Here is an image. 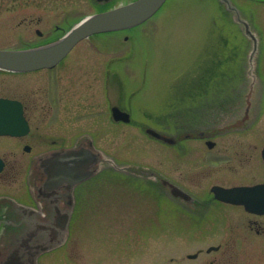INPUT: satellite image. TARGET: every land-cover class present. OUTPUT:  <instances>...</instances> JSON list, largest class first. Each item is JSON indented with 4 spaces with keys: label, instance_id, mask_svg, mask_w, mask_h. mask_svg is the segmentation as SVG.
I'll return each mask as SVG.
<instances>
[{
    "label": "rangeland",
    "instance_id": "rangeland-1",
    "mask_svg": "<svg viewBox=\"0 0 264 264\" xmlns=\"http://www.w3.org/2000/svg\"><path fill=\"white\" fill-rule=\"evenodd\" d=\"M128 1L0 0V48L47 43L100 7ZM231 1L255 48L221 0H167L137 27L80 41L53 69L0 70V94L31 90L33 105L46 114L43 129L59 141L54 147H69L80 136L102 154L97 173L75 187L71 239L45 264H73L74 252L78 264H197L201 255L186 254L217 244L226 249L208 257L264 264L261 244H251L255 216L212 202L219 205L209 216L220 222L215 231L210 221L202 231L204 221L184 213V200L155 192L152 174L183 190L184 178L193 181L197 187L185 184L201 200L211 196V185L264 179V0ZM112 106L128 112L130 122L114 121ZM200 133L214 145H205Z\"/></svg>",
    "mask_w": 264,
    "mask_h": 264
},
{
    "label": "flooded vegetation",
    "instance_id": "flooded-vegetation-1",
    "mask_svg": "<svg viewBox=\"0 0 264 264\" xmlns=\"http://www.w3.org/2000/svg\"><path fill=\"white\" fill-rule=\"evenodd\" d=\"M64 59L52 68L30 72L53 69L62 63ZM27 73L29 72L19 74ZM0 99L12 102L5 107L9 112L7 115H3L2 118L6 120L0 122L7 125L12 132L0 133V264H45L46 261L54 262L55 259H51L49 255L52 254L53 257L57 258L58 253L62 251V248H60L63 246L61 234L59 231L57 232L58 229L50 233L43 231V229L48 224L59 223L63 218L62 212L65 211L68 213V217L66 216L67 224H73L77 213L75 187L72 191H65L61 188L56 195H50L49 197L40 195L38 186L43 182L45 175L37 167L38 160L52 150L79 146L91 147L92 144L91 141H84L79 136L75 138L69 147H54V144L59 141L54 136H49L43 129L44 124L42 122L46 121L44 120L46 114L40 109L42 108L41 105L38 106L35 103L33 105L36 100L32 99L31 90L24 92V94L5 92L0 94ZM13 103L16 106H13ZM16 111L18 112L17 116L22 121L14 123L12 118L13 113L16 115ZM36 122L41 123L42 126H36ZM198 137L204 140L205 145L208 146L210 140L205 139L203 133H200ZM46 145L48 146L46 147ZM127 170L130 173L129 176L134 178L133 175H136V173H133L130 169ZM152 174L156 175L157 179L154 181L157 184L155 185L157 187L155 192L165 196V198H171V182L162 178L155 171ZM139 181L144 182L142 179H139ZM185 182L197 187L196 183L184 178V213L191 215L200 222L204 221L201 224L202 231L205 228L203 225L208 224L209 221L211 222L209 225L215 231L216 224L220 220H218V217H210L209 215L213 213L214 206L219 204L210 203L221 201L214 198L210 188L208 191L211 196H207L204 200L199 199L195 192L187 187ZM54 204H58L60 210H62L58 215ZM224 205L239 206L247 214L255 216L254 219L249 220V224L254 225V229L248 225L250 231H254L256 234L251 235L254 238H251V244L255 246L259 242L261 248L259 245L258 247L260 250L263 249L264 252V239L255 238L258 236L257 234L264 233V219H259L264 218V213L248 211L240 204L225 203ZM234 225L236 226L237 223ZM235 230L238 231L239 228L236 226ZM67 235L71 239V233L65 234V237ZM224 249L226 248H223L221 244L208 245L204 251L202 248H198L194 253L186 254V258L197 259L201 255V260L197 264H226L224 262L226 257L222 259L221 254L220 257H208L212 252H221ZM227 254L228 251H226ZM189 255H192V257H189ZM72 257L73 264H78L75 252Z\"/></svg>",
    "mask_w": 264,
    "mask_h": 264
},
{
    "label": "water",
    "instance_id": "water-1",
    "mask_svg": "<svg viewBox=\"0 0 264 264\" xmlns=\"http://www.w3.org/2000/svg\"><path fill=\"white\" fill-rule=\"evenodd\" d=\"M98 3H106L110 0H95ZM166 0H132L124 4H119L103 11L92 13L69 28L60 37L47 43L17 49L0 48V70L8 72H27L43 68H51L62 60L70 50L81 40L91 35L112 31H119L138 26L150 19L164 4ZM225 4L227 11H233L235 16L244 27V32L248 35L256 47L257 40L250 30L248 22L240 18L238 9L230 0H221ZM39 33V32H37ZM12 102L0 99V122H3V115L9 111L6 106ZM13 106L16 104L13 103ZM8 109V108H7ZM111 116L115 121L129 122L130 117L126 111L117 106H112ZM13 113V122L22 120ZM10 119V118H8ZM145 132L154 138L172 142L161 133L147 128ZM0 133H12L11 129L4 123H0ZM208 141V146H212ZM264 159V147L261 150ZM101 162V154L91 147L79 146L62 150H54L43 155L37 167L42 170L45 178L38 186L41 195H56L59 189L72 191L73 187L86 180L98 170L97 164ZM1 164V163H0ZM173 196L184 199V191L170 185ZM214 198L226 203L241 204L251 212L264 213V182L246 186L222 187L213 185L210 188ZM57 215L62 212L58 204H54ZM62 220L53 225H46L43 231L50 233L53 230L61 234V242L65 238L67 231V211L62 212ZM192 257V255H189Z\"/></svg>",
    "mask_w": 264,
    "mask_h": 264
},
{
    "label": "trees",
    "instance_id": "trees-1",
    "mask_svg": "<svg viewBox=\"0 0 264 264\" xmlns=\"http://www.w3.org/2000/svg\"><path fill=\"white\" fill-rule=\"evenodd\" d=\"M107 6L100 7V10L106 9ZM108 8V7H107Z\"/></svg>",
    "mask_w": 264,
    "mask_h": 264
},
{
    "label": "bare ground",
    "instance_id": "bare-ground-1",
    "mask_svg": "<svg viewBox=\"0 0 264 264\" xmlns=\"http://www.w3.org/2000/svg\"><path fill=\"white\" fill-rule=\"evenodd\" d=\"M58 27V26H57ZM59 28V27H58Z\"/></svg>",
    "mask_w": 264,
    "mask_h": 264
}]
</instances>
